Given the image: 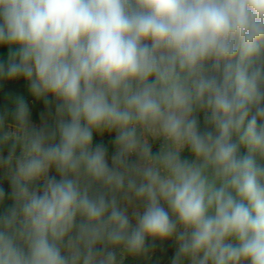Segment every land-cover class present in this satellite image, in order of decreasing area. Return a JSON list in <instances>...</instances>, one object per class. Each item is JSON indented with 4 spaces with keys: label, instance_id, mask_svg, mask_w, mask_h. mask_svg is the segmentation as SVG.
<instances>
[{
    "label": "clouds",
    "instance_id": "clouds-1",
    "mask_svg": "<svg viewBox=\"0 0 264 264\" xmlns=\"http://www.w3.org/2000/svg\"><path fill=\"white\" fill-rule=\"evenodd\" d=\"M5 46L55 111L0 113V264H264V0H0Z\"/></svg>",
    "mask_w": 264,
    "mask_h": 264
},
{
    "label": "rangeland",
    "instance_id": "rangeland-1",
    "mask_svg": "<svg viewBox=\"0 0 264 264\" xmlns=\"http://www.w3.org/2000/svg\"><path fill=\"white\" fill-rule=\"evenodd\" d=\"M7 55H8V48L6 46L0 47V62H6ZM0 87H1V81H0ZM5 89L8 93V96L6 99L0 101L1 113H3L5 109H7L10 113L14 109V103L12 102L13 99L16 96H23L29 105L30 121L32 124H34L36 126H40L41 123L45 120L51 122L52 117L49 115V113L47 111L40 112L38 114L39 118L38 119L36 118V114L34 111V102L32 100L33 97L30 95V93L28 91V85H27L26 81H24L23 79L11 81L6 85ZM53 107L54 108H53L52 113L54 114V111H55V101L54 100H53ZM11 123H12V118H11V115L9 114L8 119H7V124H6V130H7V125L11 124ZM200 124H203V114L200 115ZM114 137H115V133H113L111 135L105 134L103 137H100V136L94 134V144L103 142L105 144V146L108 147L109 156H110L112 151H113L112 141L114 140ZM158 147H159V143L154 144L153 145V151L155 152L158 149ZM7 153H8V147H4L2 150V154L4 156H7ZM247 153H248V150L246 148V151L243 153V155H246ZM18 154H19V149L17 150V155ZM185 155L187 156L188 154L185 153ZM254 158L256 159V162L258 164L262 165L264 163V160H261L258 156L254 157ZM50 174L54 175L55 173L53 171ZM3 177H4L3 171H0V187L4 188V183L7 180L4 179ZM6 193H10V191H8ZM10 204H11V201L6 197L5 205H10ZM168 242H171V241H168ZM171 243L174 244V246H175L174 242H171ZM174 254L167 261H163L162 259H158L156 261L155 253L151 257V259H149V260L142 259V260H143V262H145V264H171V260L174 257ZM125 264H138V263L136 262V259L129 257L125 260Z\"/></svg>",
    "mask_w": 264,
    "mask_h": 264
},
{
    "label": "trees",
    "instance_id": "trees-1",
    "mask_svg": "<svg viewBox=\"0 0 264 264\" xmlns=\"http://www.w3.org/2000/svg\"><path fill=\"white\" fill-rule=\"evenodd\" d=\"M9 82L10 81H1L0 101L6 99L7 96H8V93H7L6 89H5V87H6V85ZM49 99L52 100L51 97H49ZM32 100L34 102V111H35V114H36V118L37 119L39 118L38 114L40 112H42V111H47L48 113L49 112H51V113L53 112V108H54L53 107V103L50 106H46L44 104L43 100L37 101L34 98ZM0 113H1V107H0ZM200 126H201V128H203V124H200ZM245 151H246V148L244 146H241V148H240V154L242 156H244L243 153ZM246 155H248V153ZM262 166H264V163L262 164ZM4 190H5V192L10 191V185H9V182L8 181H6L4 183ZM174 253H175V246L171 242H165L163 244V246H160L158 244V246H157V248L155 250V259H156V261L158 259H162L163 261H167L168 259H170L173 256ZM136 262L138 264H145V262H143L142 259H138V260L136 259Z\"/></svg>",
    "mask_w": 264,
    "mask_h": 264
}]
</instances>
